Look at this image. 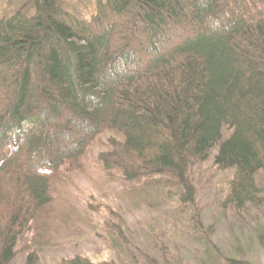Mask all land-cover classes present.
<instances>
[{
    "label": "trees",
    "instance_id": "16d2710c",
    "mask_svg": "<svg viewBox=\"0 0 264 264\" xmlns=\"http://www.w3.org/2000/svg\"><path fill=\"white\" fill-rule=\"evenodd\" d=\"M105 131L122 145L100 162L129 182L186 189L216 151L227 202L260 204L264 0H0V264Z\"/></svg>",
    "mask_w": 264,
    "mask_h": 264
},
{
    "label": "rangeland",
    "instance_id": "374dc122",
    "mask_svg": "<svg viewBox=\"0 0 264 264\" xmlns=\"http://www.w3.org/2000/svg\"><path fill=\"white\" fill-rule=\"evenodd\" d=\"M120 145L105 131L78 162L46 178L48 203L21 228L11 264L31 253L35 264H264V174L256 177L260 204L237 209L226 200L231 175L212 167L216 151L191 169L185 189L104 170L101 155Z\"/></svg>",
    "mask_w": 264,
    "mask_h": 264
}]
</instances>
